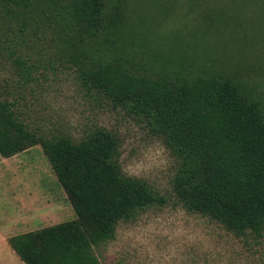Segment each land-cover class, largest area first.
<instances>
[{"label": "trees", "instance_id": "obj_1", "mask_svg": "<svg viewBox=\"0 0 264 264\" xmlns=\"http://www.w3.org/2000/svg\"><path fill=\"white\" fill-rule=\"evenodd\" d=\"M115 1L0 0V64L16 75L0 82V156L40 145L76 216L13 236L8 246L24 264H100L96 250L120 222L169 202L245 245L264 244V102L213 63L192 70L185 49L178 55L135 44L153 55L151 64L125 57L132 29ZM256 2L264 8V0ZM51 46L85 88L144 120L161 139L175 164L169 192L123 172L114 132L95 126L73 139L29 127L20 101L46 78L36 74L52 67ZM260 257L264 264V250Z\"/></svg>", "mask_w": 264, "mask_h": 264}, {"label": "rangeland", "instance_id": "obj_2", "mask_svg": "<svg viewBox=\"0 0 264 264\" xmlns=\"http://www.w3.org/2000/svg\"><path fill=\"white\" fill-rule=\"evenodd\" d=\"M126 29H132L125 57L150 63L146 44L189 55L194 71L211 65L232 73L264 102V8L256 0H117ZM126 37V36H125ZM134 44V47H131ZM122 47V46H121ZM48 50L52 67L23 92L25 122L33 130L80 139L103 127L120 139L123 172L160 192L170 191L174 160L142 119L113 107L84 87L79 71ZM175 53L173 52V55ZM206 64V65H202ZM154 66V65H150ZM149 66V67H150ZM156 70V68L154 69ZM193 75L197 73L192 72ZM0 64V82L15 78ZM16 79V78H15ZM32 93V94H31ZM40 145L11 158L0 156V264H24L8 246L16 235L75 220ZM264 243V238L261 241ZM264 244L250 247L219 224L169 202L148 207L135 221L119 223L112 240L96 250L100 264H260Z\"/></svg>", "mask_w": 264, "mask_h": 264}, {"label": "crops", "instance_id": "obj_3", "mask_svg": "<svg viewBox=\"0 0 264 264\" xmlns=\"http://www.w3.org/2000/svg\"><path fill=\"white\" fill-rule=\"evenodd\" d=\"M3 158V157H2ZM9 158H11V157H9ZM7 159V158H6Z\"/></svg>", "mask_w": 264, "mask_h": 264}]
</instances>
